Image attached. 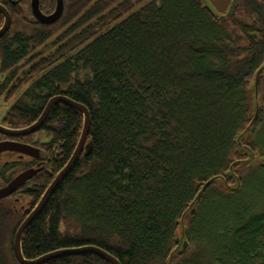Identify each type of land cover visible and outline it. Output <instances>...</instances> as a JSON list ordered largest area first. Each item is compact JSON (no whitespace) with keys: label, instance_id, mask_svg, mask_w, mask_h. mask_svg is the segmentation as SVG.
<instances>
[{"label":"trees","instance_id":"1","mask_svg":"<svg viewBox=\"0 0 264 264\" xmlns=\"http://www.w3.org/2000/svg\"><path fill=\"white\" fill-rule=\"evenodd\" d=\"M16 26L28 39L18 43L36 51L20 80L35 87L26 89L31 102L14 103L4 124L30 125L60 91L85 105L91 121L89 155L81 154L23 232L25 258L93 245L120 264H168L183 212L202 183L218 177L185 217L188 249L171 264H264V161L234 166L238 190L222 180L234 186L225 174L248 156L235 138L251 120L249 84L264 63L263 0H239L222 20L201 0H64L57 22ZM24 48L6 52L4 64L22 59ZM5 91L0 85V98ZM259 95L258 120L242 143L264 158V72ZM81 128L79 111L52 107L42 126L51 139L47 162L28 181L35 186L25 187L30 206L69 159ZM11 167L0 175L4 183L25 164ZM23 219L0 213V255L7 239L3 259L13 264ZM45 264L110 263L85 253Z\"/></svg>","mask_w":264,"mask_h":264},{"label":"water","instance_id":"2","mask_svg":"<svg viewBox=\"0 0 264 264\" xmlns=\"http://www.w3.org/2000/svg\"><path fill=\"white\" fill-rule=\"evenodd\" d=\"M36 1L37 0L32 1V6L34 8L36 7ZM201 1L204 4V8H206L215 19L222 20L232 15L235 12V9L237 7L239 0H230L224 13H218L210 5L208 0H201ZM62 9H63V0H57L56 9L51 15L49 16L40 15L39 17H38V14L36 15L39 21H41V23L51 24V23H54L60 17ZM0 12L4 15V23L0 28V36H1L5 33V31L9 27L10 16L8 12L1 5H0ZM263 72H264V63L255 71V73L252 76V80L249 84V90L252 91L253 93L252 94L253 107H252L251 120L249 124L245 127V129L239 132L235 138V143L238 147V150L241 152H247L248 156L247 158L243 160L233 162L229 170L225 174V176L227 177L234 178L235 180L234 186L227 185V183L225 182V179L222 178L228 190H238L239 185H240L239 178L237 177V175H235V172H234L235 165L237 164L246 165L248 167H254L257 164L263 165L264 158L259 156L257 153H254L246 144L242 143V140L245 139L246 135L252 130L254 124L257 122L259 114H260L261 103H260V95H259V82H260V78ZM57 103H62L66 106H69L79 111L82 114L81 132H80L78 141L73 149V152L70 155L67 162L54 175V177L48 184L47 188L43 192L42 196L40 197L39 201L36 203L34 208L26 215V217L17 227L14 233V236H13V243H12L14 256L19 264H43L47 262L48 260L63 257V256L91 253V254L99 256L100 258L109 262L110 264H120L119 261L114 256H112L110 253L103 250L102 248H99L93 245H83V246H78V247H68V248H63V249H57V250L48 252L46 254H43L33 259L25 258L22 254L21 238H22L23 232L26 229V227L41 213V211L44 209L45 205L47 204L49 198L56 191V189L61 184V182L66 178V176L73 170L81 154L84 152L85 155H89L91 151V142L90 141L86 142L88 134H89L90 122H91L90 113L85 105L79 102H76L75 100L65 95H56V96L51 97L48 100L40 116L30 125L22 127V128H6L0 125V133L5 134L9 137L10 136H25V135L34 133L37 130H39L41 126L45 123L52 107ZM7 150L19 152V153L27 154L31 156H36V157L38 156V150L30 145H25V144L11 142V141L0 142V153L3 151H7ZM38 171L39 169H28V170L21 172L17 176H15L11 181H9L7 185L0 188V199L12 194L14 191H16L18 187H20L26 180L30 179ZM217 178L218 177H213L203 182L199 192L196 194L193 201H191L187 209L183 212L179 220L180 232H179V235L176 236L175 238L176 247L169 256L168 264H171L172 256L174 254L181 255L187 251L188 241L185 237V226H184L185 217L188 214L193 213L195 211V208L198 204L199 198L202 195L203 191Z\"/></svg>","mask_w":264,"mask_h":264},{"label":"flooded vegetation","instance_id":"3","mask_svg":"<svg viewBox=\"0 0 264 264\" xmlns=\"http://www.w3.org/2000/svg\"><path fill=\"white\" fill-rule=\"evenodd\" d=\"M32 1L33 0H0V5L8 12L10 16L9 27L5 31V33L0 36V85L4 86L6 90L0 98V125L6 128H11L4 124V117L8 112V110L11 108V106L14 103H17L20 100L23 101V99L26 100L28 99L27 101L26 100L25 101L31 102L29 101L30 98L28 96H25L26 89L29 88L30 86L35 87L34 82L32 81L28 82V81L20 80V78H22L20 74L25 71L26 67H30L33 65L36 51L33 50L32 48L31 49L24 48L23 47L24 44L20 45L18 43L20 41L24 43V41L28 39L27 36L18 34V32L14 29V26L15 25L20 26V27L16 26L17 29H22L23 27L24 30L29 29V28H24L26 25H28L31 29L34 26H38V25L49 26L53 23L51 24L41 23L38 17L40 15L41 16L51 15L55 11L57 5V0H37L35 7L36 9H35L32 6ZM63 6H64V0H63ZM11 12L14 13L15 17L19 16L18 17L20 19L19 23L16 22L15 25L12 24ZM36 14H38V17ZM62 14H63V9L60 17L55 22H57L61 18ZM0 15L2 16V22L0 24V28H1V26L4 23V15L1 12ZM20 48H24L23 50L25 52L22 59L4 64L6 52L18 54ZM14 72H17L18 75L16 74L17 76L14 80H10V77ZM33 92L35 91L32 90L30 93ZM10 93L11 96L9 97V99H7V95H9ZM56 95H63V91L58 92L57 94H55V96ZM42 126L36 132L28 134L29 136L32 135L31 138H27L26 136L28 135L9 137L5 134L0 133V142L3 141L17 142L25 145H30L38 150L37 157L27 154H22L19 152L8 151V150L1 152L0 175L2 173H4V175H10L11 173H13L14 169L11 167V165L14 162L24 163L25 167L20 171H17L5 183L0 179V188L7 185L9 181H11L15 176H17L18 174H20L25 170L39 169L40 171L41 169L44 168V165L47 162L45 159H43L45 155V149L49 147L51 143V139L45 135ZM30 179L26 180L12 194L0 199V213H4L6 214V216H10L13 219H17L20 216L25 218L26 215L34 208L36 204L30 206L31 203L30 198L32 197L26 193V189H25V187H29V185H31V187L35 186V184L33 183L28 184V181Z\"/></svg>","mask_w":264,"mask_h":264},{"label":"rangeland","instance_id":"4","mask_svg":"<svg viewBox=\"0 0 264 264\" xmlns=\"http://www.w3.org/2000/svg\"><path fill=\"white\" fill-rule=\"evenodd\" d=\"M210 5L218 12V13H224L230 0H208ZM7 240V239H6ZM5 240L4 243H2V246L4 247V250L2 252L3 256L0 255V264H13L12 260L9 262V260L7 259L4 260L3 258H5L8 255V242ZM0 247H1V243H0ZM2 259V260H1Z\"/></svg>","mask_w":264,"mask_h":264}]
</instances>
